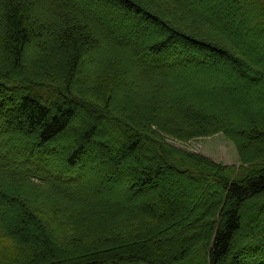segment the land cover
I'll list each match as a JSON object with an SVG mask.
<instances>
[{
  "label": "trees",
  "instance_id": "1",
  "mask_svg": "<svg viewBox=\"0 0 264 264\" xmlns=\"http://www.w3.org/2000/svg\"><path fill=\"white\" fill-rule=\"evenodd\" d=\"M40 1L45 4L38 7L42 17L32 18ZM163 1L168 6L142 0H0V239L9 240L15 254L0 257V264H248L243 252L264 246V0H231L249 22L241 29L246 27L248 41L257 42L255 55L251 44L231 37L197 6ZM190 22L210 31L201 32ZM150 25L160 29L159 35L147 34ZM55 52L59 69L51 71L49 57ZM207 57L232 63L258 90L244 84L214 98L217 79L189 69ZM82 74L96 81V92L86 96L93 94L97 102L83 101L105 112L102 123L119 127L133 121L143 130L137 140L117 142L123 148H113L120 153L106 166L102 185L110 186L123 174L129 156L142 154L144 139L164 159L153 164L151 174L146 167L133 178L128 198L150 190L170 166L171 173L192 178L190 201L183 193L176 201L162 196L159 209L128 201L124 207L79 181L87 161L92 167L110 158L105 147L95 154V139L116 140L101 130V122H93L68 148L54 142L75 121L76 108L60 101L64 92L72 101L78 96L72 84ZM204 85L211 92L205 93ZM121 91L144 117H132V105L115 111L111 102ZM239 95L246 102L232 104ZM8 124L17 129V143L8 139ZM215 133L235 145L239 170L166 142V137L186 141ZM57 158L62 160L58 166ZM22 188L46 195L24 197ZM64 205L65 211L60 209ZM10 209L15 222L7 219ZM60 210L71 219L61 220ZM182 235L186 244L172 249L160 244Z\"/></svg>",
  "mask_w": 264,
  "mask_h": 264
},
{
  "label": "rangeland",
  "instance_id": "2",
  "mask_svg": "<svg viewBox=\"0 0 264 264\" xmlns=\"http://www.w3.org/2000/svg\"><path fill=\"white\" fill-rule=\"evenodd\" d=\"M144 2H148L152 3L153 5H159L163 8V6H168L166 3H164L165 1L163 0H142ZM189 2L190 5H194L197 6L198 9H200V11L202 13H206L211 19L218 21L219 23H221L222 25L225 26L227 32L229 33V35L233 38H236L242 42H245L246 44H251L249 46L254 47V49L250 50L251 55H255L256 51H255V46L258 44H256V41H248L249 39V34L248 31L245 30L247 27V23L249 24V22L247 21V23L242 20V18L240 17L239 13L237 12V10L234 7V3L231 0H186ZM41 2V1H40ZM37 3L38 6H36V10L34 12H32V18H41L42 14H41V10L39 7V5H45L41 3ZM166 4V5H165ZM213 6H215L213 8ZM169 10V9H168ZM182 19L184 21H186V19L184 17H182ZM246 20V19H245ZM143 24V23H141ZM190 24L193 27H196L197 30H200L201 32H209L210 30H206L204 26H198L195 23H191ZM246 26L245 29H241V27ZM160 33V29H156L155 26H148L147 28V34L149 35H159L158 33ZM161 37V36H160ZM45 40V39H44ZM37 39L33 40V42L37 43ZM248 41V43H247ZM40 55V53L38 54ZM29 56V55H28ZM59 55L57 52L50 54L49 57V64L51 65V71L54 70L53 67H55L57 70L59 69V61H58ZM187 65H190L187 63ZM190 71L193 72V70L198 71L199 75L205 76V77H209V78H216L217 79V83H216V88L217 91L216 94L213 93L212 96L214 98H218L219 96L222 97L224 95V93H226L227 91H232V92H236L239 91L241 89V87L244 84H248L250 85L252 88L257 89L259 88V85H257V83L246 76L245 73L243 74H238L235 70V66L226 61V60H213L211 57H207L206 60H204V62H200L198 63V65H190ZM55 71V70H54ZM83 73V72H82ZM226 75V77L222 76V75ZM228 74V75H227ZM88 75L86 74H82L81 76H77L73 79V84L72 87H74L73 91L74 93H76L78 96H73L75 99L70 100L69 97H71L69 95V93H63L62 97H61V103L62 102H67L70 105H72L73 107L76 108V116H75V121L70 123L69 126V132L66 135V133H62L61 135H59L57 137V139H55V143H59L60 146H66L67 148L69 147L71 140L73 139V137L77 136L84 127H86L87 125L93 123V122H97L98 123H102V121H106L108 117H106L105 112L103 111H99L96 112V110L94 111L93 109H90L89 107L86 106V100H89V97L92 100L95 97L92 95H87L86 93H95L97 90V85H96V81L92 82V80L87 77ZM87 77V78H85ZM203 90L205 91V93H207L208 91L211 92L209 90V86L208 85H204L203 86ZM122 95H117L116 97H114V99L112 100L111 104L112 105H116V109L115 111H119L122 109L127 108V105H132V112H130L132 115V117H137L139 115V117H141L142 115H140V113L138 114V110H136V108H134V104L130 103L128 104L127 102H125L123 99V92L121 91ZM204 93V92H203ZM239 93V92H238ZM240 94V93H239ZM211 95V94H210ZM47 99H49L47 97ZM232 101L231 103L234 105L238 104H243L246 102L245 98H242L240 95L239 97L236 98H231ZM54 101V99H53ZM124 101V102H123ZM134 102L138 103V99L134 98L133 100ZM97 102V101H96ZM84 106H83V105ZM86 106V107H85ZM126 106V107H125ZM130 107V106H129ZM53 109V108H51ZM90 109V110H89ZM140 109V107L138 108ZM7 112H12L11 109L6 108L5 109ZM141 110V109H140ZM144 117V116H142ZM148 118V117H145ZM126 120V119H124ZM148 121V120H146ZM133 122V121H132ZM130 122V124L128 122H125V125H120L119 127L114 126L113 124L106 122V123H102L101 126V130L106 132H110V136L114 137V139H116L115 141H111V142H106L104 141V139L101 138H96L95 139V145L97 144L96 150H95V154L97 152V154H99V150L102 149V147L104 148H108L110 150V158H108V161L105 160V162L103 163H98L97 161L95 163V166L93 165L92 167H90V161H87V165H86V170H84V175L82 178H80V182L88 188L93 189V188H98L101 193L100 196L102 198H106V197H110L113 201L116 200L117 203H119L120 206H124L125 207V203L126 201H128L129 204H135V205H148L151 204L153 205L155 208L159 209L160 207H162V205L160 204L162 201V196L164 197H168L170 200H179L182 197V194L185 193L186 195V199H188L189 201L192 199L190 194L191 191L193 190L194 183H192V178L191 177H185L183 174L184 173H176L173 174L171 173V168L166 167V173L163 177H161L160 179L157 180V182L155 184H153L152 188L146 192H144L141 195H138L136 197H129V187L130 185L133 183L134 181V177L135 176H139L140 173L142 172L143 168L147 169V173L151 174V172L154 171L155 166L154 165H158V163L160 162V160L164 159V157H162V154L160 152H154L153 150V145L148 143V141L146 140H142L140 139V145L142 146V154L139 156H129L127 158L128 161H125L122 165V173L125 174L124 176H122L123 174H120L118 176H116L111 185L110 186H104L102 185L104 179H105V175H106V166L110 163V161H114L115 159L118 158V154L120 153H116V151H114L113 148L117 147H121V145H117V142H121L120 144L124 143V142H130V141H134L137 140V136L139 135V137L143 136V130L138 127L134 122L132 123ZM132 124V126H131ZM8 132H7V136L9 141H15V143L18 142L17 138H20L17 132V129L14 126H10L8 124ZM127 127L129 129V131L131 132V135H128L127 133ZM154 129V127H151V129ZM4 135V134H3ZM2 135V136H3ZM136 136V137H135ZM140 137V138H141ZM32 139V138H29ZM167 139V143L174 149H177L179 151H181L182 153H186V154H192L194 156H200L203 157L204 159H208L211 162L216 163V165L224 168V167H229V168H234L233 170L237 171L239 170V167H241L240 165V161L238 158V154H237V150L235 145L229 140L227 139L222 133H215V134H211L208 136H200V137H195L192 139H188L186 141H180L177 140L173 137H166ZM11 143V141H10ZM63 144V145H62ZM123 148V146L121 147V149ZM12 152H16L15 150H17L16 146H10L9 148ZM120 149V151H121ZM11 153V152H10ZM56 153V152H55ZM57 155V153H56ZM88 155V154H87ZM60 156V154H59ZM63 155H61L60 157H62ZM20 161H23V157L20 156L19 157ZM18 160V161H19ZM60 158L55 159L54 163L55 165H59L60 162ZM135 162H134V161ZM62 161V160H61ZM165 161L166 162H171L168 157H165ZM154 164V165H153ZM124 166V167H123ZM149 168V169H148ZM150 172V173H149ZM183 176V177H182ZM95 190V189H94ZM20 195L25 196H32V195H38V199H43L45 197V195L42 194H38L36 192H31V191H27L26 189H21L18 190ZM93 191V190H92ZM91 191V192H92ZM30 193V194H28ZM120 193V194H119ZM26 194V195H25ZM32 194V195H31ZM90 194V193H89ZM92 195V194H90ZM31 199V198H30ZM161 199V200H160ZM33 200V198H32ZM42 203V201H38L35 202L34 205L39 206ZM69 205V204H68ZM55 207H60L58 205H55ZM67 206H61L60 209H62L63 211L66 210ZM12 209H14V207H12ZM122 209V208H121ZM58 212V217L61 218V220H70L71 218H66L65 216L67 214H65L64 212ZM7 219L11 220L13 222H15L14 217H15V213L13 210H8L6 213ZM70 225V224H69ZM113 225V224H111ZM201 227V226H200ZM200 227H198V229L193 231V234H198L200 231ZM120 228V227H119ZM245 228V227H244ZM121 229V228H120ZM3 230L0 227V233H2ZM190 233V232H189ZM187 233V234H189ZM192 233V232H191ZM246 231L245 229L242 231L241 236H240V240H238L239 244H241L242 240H244V238L246 237ZM180 239H168L165 241L160 242L161 246L163 248H171L174 247V245L179 244V243H184L186 244L189 240L184 239L185 237L179 236ZM245 243V242H244ZM248 246V243L247 245ZM14 254L13 251V247L12 244L9 240H7L6 238L0 239V257H12ZM243 255H246L248 257L247 262L248 264H258V262H263L264 263V246L262 244V247H253L246 250L245 252H243ZM251 256V257H250ZM245 257V258H247ZM252 258V259H251Z\"/></svg>",
  "mask_w": 264,
  "mask_h": 264
}]
</instances>
